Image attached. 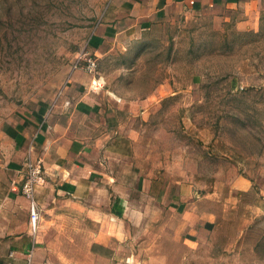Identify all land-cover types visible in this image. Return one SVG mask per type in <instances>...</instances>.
Wrapping results in <instances>:
<instances>
[{"label":"crops","instance_id":"obj_1","mask_svg":"<svg viewBox=\"0 0 264 264\" xmlns=\"http://www.w3.org/2000/svg\"><path fill=\"white\" fill-rule=\"evenodd\" d=\"M263 10L264 0H109L83 56L66 61L47 91L0 109V264H172L174 256L179 264H212L231 254L233 264H258L252 232L261 211L245 214L223 252L216 239L220 221L244 205L237 193L251 191V179L232 171L225 181L206 180L188 144L173 140L180 149L162 152L155 133L145 137L162 97L176 92L160 87L127 100L98 70L74 65L85 56L98 63L183 19L255 29ZM146 142L152 146L143 155ZM30 153L39 155L46 179L35 191L36 232L21 192Z\"/></svg>","mask_w":264,"mask_h":264},{"label":"rangeland","instance_id":"obj_2","mask_svg":"<svg viewBox=\"0 0 264 264\" xmlns=\"http://www.w3.org/2000/svg\"><path fill=\"white\" fill-rule=\"evenodd\" d=\"M108 2L0 0V109L47 91L52 76L66 61L75 54L82 57L93 27L105 18ZM257 25L240 30L235 22H228L215 29L205 17L168 23L151 37L98 60L97 70L106 87L127 100L146 97L160 87L176 92L162 97L160 108L144 126L146 139H152L153 133L155 139L160 138L156 151L169 146L178 150L183 142L188 144V153L199 158V170L206 180L219 177L225 181L232 171L251 179V191L237 193L244 205L230 210L218 224L217 250L223 252L237 237L245 214L261 211L252 232L261 264L264 10ZM153 124H160L159 128ZM167 130L175 133L168 135ZM147 144L138 149L143 155L151 149ZM129 146L137 148L133 143ZM180 258L172 257V264H179ZM236 261L231 254L229 258L216 256L211 262ZM188 263L209 264L199 258H189Z\"/></svg>","mask_w":264,"mask_h":264},{"label":"built area","instance_id":"obj_3","mask_svg":"<svg viewBox=\"0 0 264 264\" xmlns=\"http://www.w3.org/2000/svg\"><path fill=\"white\" fill-rule=\"evenodd\" d=\"M84 64L80 61L74 66L84 68L88 72H97V59L94 57H85ZM42 161L38 154L30 153L27 161V168L21 185V192L30 200V225L33 232H36L41 221V210L35 199L36 188L45 183Z\"/></svg>","mask_w":264,"mask_h":264},{"label":"trees","instance_id":"obj_4","mask_svg":"<svg viewBox=\"0 0 264 264\" xmlns=\"http://www.w3.org/2000/svg\"><path fill=\"white\" fill-rule=\"evenodd\" d=\"M82 64H84V61L83 62H81Z\"/></svg>","mask_w":264,"mask_h":264}]
</instances>
